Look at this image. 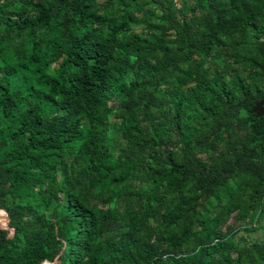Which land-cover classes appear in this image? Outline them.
I'll return each mask as SVG.
<instances>
[{"label": "trees", "instance_id": "obj_1", "mask_svg": "<svg viewBox=\"0 0 264 264\" xmlns=\"http://www.w3.org/2000/svg\"><path fill=\"white\" fill-rule=\"evenodd\" d=\"M259 101L264 0H0V264H264Z\"/></svg>", "mask_w": 264, "mask_h": 264}, {"label": "rangeland", "instance_id": "obj_2", "mask_svg": "<svg viewBox=\"0 0 264 264\" xmlns=\"http://www.w3.org/2000/svg\"><path fill=\"white\" fill-rule=\"evenodd\" d=\"M97 2H101L102 0H96ZM113 120V117L110 116V121ZM110 143L112 145H114L115 147L120 145V142L118 140V136L116 131L111 130V136H110ZM5 215V214H4ZM6 217V216H5ZM245 222L249 225L252 226L253 225V221H249V219H246ZM226 224H231L234 227L238 226V222L237 219L235 217L234 214H231L229 217V220ZM264 225V218L260 224V226ZM0 229H4V228H0ZM6 230V229H4ZM8 235L10 234V231L7 230ZM238 235L242 236L243 238H245L247 241H258L261 239L262 234H261V229L258 228L256 231H254L253 233H243L242 231H238ZM42 264H48V263H42Z\"/></svg>", "mask_w": 264, "mask_h": 264}, {"label": "water", "instance_id": "obj_3", "mask_svg": "<svg viewBox=\"0 0 264 264\" xmlns=\"http://www.w3.org/2000/svg\"><path fill=\"white\" fill-rule=\"evenodd\" d=\"M250 112L255 116V117H264V102L259 101L253 105L251 108Z\"/></svg>", "mask_w": 264, "mask_h": 264}]
</instances>
